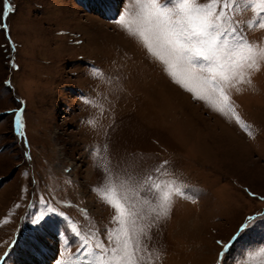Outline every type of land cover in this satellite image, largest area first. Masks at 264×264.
<instances>
[{
	"label": "rangeland",
	"instance_id": "374dc122",
	"mask_svg": "<svg viewBox=\"0 0 264 264\" xmlns=\"http://www.w3.org/2000/svg\"><path fill=\"white\" fill-rule=\"evenodd\" d=\"M6 3L14 10L3 16ZM125 8L134 12V0H0V264H42L34 249L47 264H71L73 225L109 246L117 213L94 189L110 183L143 216L151 264H237L250 249V264H264V224L224 256L217 243L264 217V61L251 83L227 89L234 110L217 111L215 93L194 98L114 22ZM235 18L264 44V30L246 27L252 9ZM171 181L194 189L195 202L173 196L156 218L148 187ZM41 198L55 212L37 225Z\"/></svg>",
	"mask_w": 264,
	"mask_h": 264
},
{
	"label": "snow or ice",
	"instance_id": "6c2138e0",
	"mask_svg": "<svg viewBox=\"0 0 264 264\" xmlns=\"http://www.w3.org/2000/svg\"><path fill=\"white\" fill-rule=\"evenodd\" d=\"M134 5V12L125 8L114 22L142 41L148 52L166 66L174 82L192 93L194 98L207 100L211 91L219 100V103L212 102L217 111L224 112L226 108L233 111L227 89L251 83L249 70L259 71L260 62L264 61V44L249 41L242 22L235 17L250 8L256 18L247 22V29L264 30V0H208L207 3L198 0H134ZM13 10L6 3L3 16ZM5 27L0 17V29ZM22 112L20 109L13 113L14 123L21 134L24 128ZM166 187L167 191L162 190L160 184L148 187V191L159 200L156 218L168 214L173 196H191L195 202L194 189L175 181L168 182ZM94 190L115 209L114 222L118 227L108 230L109 246H105L96 231L82 235L81 230L73 225L72 236L78 243L71 264H151L153 254L141 239L147 237V231L144 228L137 231V219L143 216L136 211L135 203H126L127 197H121L114 183ZM41 199L46 207L34 217L33 223L37 225L46 223L48 214L55 212L48 201ZM145 203H148L146 199ZM57 215L63 216V213ZM257 224H264V217H248L228 244L217 241L223 247L220 255L229 252ZM72 246V240L68 239L66 250ZM252 251L246 252L237 264H250L247 257ZM154 259L159 260V255ZM56 264L66 262L58 260Z\"/></svg>",
	"mask_w": 264,
	"mask_h": 264
},
{
	"label": "bare ground",
	"instance_id": "6f19581e",
	"mask_svg": "<svg viewBox=\"0 0 264 264\" xmlns=\"http://www.w3.org/2000/svg\"><path fill=\"white\" fill-rule=\"evenodd\" d=\"M54 242V241H53ZM50 245V244H49ZM51 245H53V244H51ZM36 262V261H35ZM29 264H31V263H29ZM35 264V263H34ZM40 264V263H39Z\"/></svg>",
	"mask_w": 264,
	"mask_h": 264
}]
</instances>
